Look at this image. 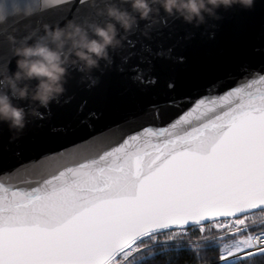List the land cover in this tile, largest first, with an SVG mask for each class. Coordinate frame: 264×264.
Wrapping results in <instances>:
<instances>
[{"label": "snow or ice", "instance_id": "6c2138e0", "mask_svg": "<svg viewBox=\"0 0 264 264\" xmlns=\"http://www.w3.org/2000/svg\"><path fill=\"white\" fill-rule=\"evenodd\" d=\"M77 3L82 22L97 16ZM49 6L32 0L25 16ZM20 11L18 0H0L6 22L19 24ZM15 31L0 29V68L9 70ZM207 91L89 124L23 162L0 157V264H145L162 235L198 258L214 241L223 264L264 255V221L251 219L264 213V62Z\"/></svg>", "mask_w": 264, "mask_h": 264}, {"label": "water", "instance_id": "95a60500", "mask_svg": "<svg viewBox=\"0 0 264 264\" xmlns=\"http://www.w3.org/2000/svg\"><path fill=\"white\" fill-rule=\"evenodd\" d=\"M18 2L24 19L19 24L9 20L0 25V29L8 28L9 32L15 29L18 40L30 35L33 29L37 35L41 34L44 23L82 22L76 13L77 0H66L60 5L51 4L50 0L49 7L30 16L23 15V9L32 0ZM218 11L220 19L209 18L199 27L181 19L166 18L163 12L158 22L139 20L132 32L126 34L124 47L111 51L110 67H104L102 60L103 71L93 69L85 73L72 65L67 91L59 102H52L48 109L40 108L42 116H29L27 126L16 139H9L12 132L6 123L0 122V157L13 163L23 162L46 141L91 130L89 124L98 128L172 96L191 95L194 103L199 98L195 94L209 95L207 89L217 79L238 74L245 64L255 66L264 62V0H256L251 9L234 6ZM89 19L102 22L106 18L93 15ZM128 52L134 54L124 59ZM15 61L14 56L10 72L16 69ZM138 72L145 79L155 77V84L135 79ZM170 82L172 88L168 87ZM215 92L213 89L211 94ZM151 121L149 113L137 123Z\"/></svg>", "mask_w": 264, "mask_h": 264}, {"label": "clouds", "instance_id": "9594fccd", "mask_svg": "<svg viewBox=\"0 0 264 264\" xmlns=\"http://www.w3.org/2000/svg\"><path fill=\"white\" fill-rule=\"evenodd\" d=\"M87 2L96 7L97 16L106 19L44 23L41 34L37 35L33 29L20 40L9 35L15 44L16 69L10 72L0 68V122L6 123L12 132L10 140L23 132L29 116H42L40 108L48 109L52 102H59L67 91L72 65L85 73L93 69L103 71L102 60L104 67H110L111 51L124 47L126 34L132 32L139 20L158 22L163 12L166 18L181 19L199 27L209 18L220 19V8L251 9L256 0H99L100 6H97L98 0ZM27 14L25 7L23 15ZM5 23L6 19L0 17V25ZM17 100L28 103H17Z\"/></svg>", "mask_w": 264, "mask_h": 264}, {"label": "trees", "instance_id": "16d2710c", "mask_svg": "<svg viewBox=\"0 0 264 264\" xmlns=\"http://www.w3.org/2000/svg\"><path fill=\"white\" fill-rule=\"evenodd\" d=\"M257 214L261 215L262 213ZM260 220L257 221L260 222ZM159 239L161 243L155 249L156 255L149 258L145 264H207L209 261L210 264H223L218 260L219 244L214 241L206 243V252L198 258L183 247L178 250L175 245H164L165 237L163 235ZM245 264H264V255H254Z\"/></svg>", "mask_w": 264, "mask_h": 264}, {"label": "rangeland", "instance_id": "374dc122", "mask_svg": "<svg viewBox=\"0 0 264 264\" xmlns=\"http://www.w3.org/2000/svg\"><path fill=\"white\" fill-rule=\"evenodd\" d=\"M258 216V217H257ZM251 219L252 220H255L257 223H259V221H257V220H260V222L261 221H264V213H262L261 215L260 214H257V215H255L254 217H251Z\"/></svg>", "mask_w": 264, "mask_h": 264}, {"label": "built area", "instance_id": "2783aa9c", "mask_svg": "<svg viewBox=\"0 0 264 264\" xmlns=\"http://www.w3.org/2000/svg\"><path fill=\"white\" fill-rule=\"evenodd\" d=\"M221 262V261H220ZM221 263H223V262H221Z\"/></svg>", "mask_w": 264, "mask_h": 264}]
</instances>
